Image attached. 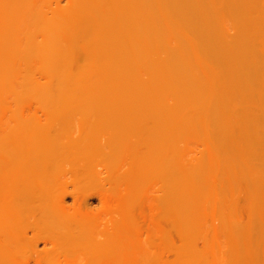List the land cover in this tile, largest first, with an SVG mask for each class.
<instances>
[{"label": "bare ground", "instance_id": "bare-ground-1", "mask_svg": "<svg viewBox=\"0 0 264 264\" xmlns=\"http://www.w3.org/2000/svg\"><path fill=\"white\" fill-rule=\"evenodd\" d=\"M0 264H264V0H0Z\"/></svg>", "mask_w": 264, "mask_h": 264}]
</instances>
